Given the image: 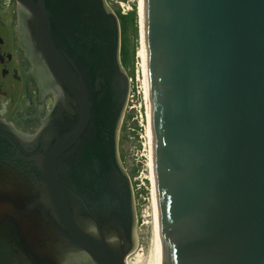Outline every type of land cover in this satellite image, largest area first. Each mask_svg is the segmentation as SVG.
Segmentation results:
<instances>
[{
	"label": "water",
	"instance_id": "obj_1",
	"mask_svg": "<svg viewBox=\"0 0 264 264\" xmlns=\"http://www.w3.org/2000/svg\"><path fill=\"white\" fill-rule=\"evenodd\" d=\"M54 104L35 134L0 118V264H127L117 151L129 91L104 0H19ZM156 264H264V0H142Z\"/></svg>",
	"mask_w": 264,
	"mask_h": 264
},
{
	"label": "rangeland",
	"instance_id": "obj_2",
	"mask_svg": "<svg viewBox=\"0 0 264 264\" xmlns=\"http://www.w3.org/2000/svg\"><path fill=\"white\" fill-rule=\"evenodd\" d=\"M112 10L117 8L129 14L136 8V15L141 16L142 0H107ZM139 17L135 18V24L139 23V41L135 42L136 26L133 22L127 25L126 36L129 47L135 43V56L133 68H123L130 75V96L124 108L118 130V152L122 158V164L132 177L134 185V203L138 226L136 230L137 245L130 253V259L135 255L147 257L152 245L153 230V199L152 186L150 188V145L148 123L146 121V68L144 55V42L141 37L142 23ZM141 24V27H140ZM141 29V31H140ZM146 101V102H145ZM148 119V118H147ZM148 132V134H147ZM152 207V208H151ZM152 213V214H151ZM152 220V221H151ZM152 224V225H151ZM150 254V253H149ZM127 258V262L128 259Z\"/></svg>",
	"mask_w": 264,
	"mask_h": 264
},
{
	"label": "flooded vegetation",
	"instance_id": "obj_3",
	"mask_svg": "<svg viewBox=\"0 0 264 264\" xmlns=\"http://www.w3.org/2000/svg\"><path fill=\"white\" fill-rule=\"evenodd\" d=\"M19 0H0V118L25 134H35L54 104L53 92L45 93L38 111L39 85L30 57L25 55L14 30Z\"/></svg>",
	"mask_w": 264,
	"mask_h": 264
},
{
	"label": "trees",
	"instance_id": "obj_4",
	"mask_svg": "<svg viewBox=\"0 0 264 264\" xmlns=\"http://www.w3.org/2000/svg\"><path fill=\"white\" fill-rule=\"evenodd\" d=\"M116 12L119 17L120 26H121L120 60L125 68L127 69L133 68V58L135 56L136 43L132 47H129L128 37L126 36V30L128 24H130L131 22L135 24V18H137L136 6L134 5L133 10H131L129 14H122L120 13L119 9H117ZM135 29H136L135 42H137V38H138L137 26Z\"/></svg>",
	"mask_w": 264,
	"mask_h": 264
},
{
	"label": "bare ground",
	"instance_id": "obj_5",
	"mask_svg": "<svg viewBox=\"0 0 264 264\" xmlns=\"http://www.w3.org/2000/svg\"><path fill=\"white\" fill-rule=\"evenodd\" d=\"M142 1H141V16L139 17V14L137 13L138 17H139V21H141V23H143L142 18H143V14H142ZM139 24V23H138ZM141 27V24H140ZM139 29V26H138ZM141 31V29H140ZM144 55H145V48H144ZM146 68V67H145ZM146 79V76H145ZM146 96H147V84H146ZM147 100V97H146ZM146 102V101H145ZM146 114H147V118H148V104H146ZM148 131H149V119H148ZM148 134V132H147ZM149 145H150V132H149ZM150 154H151V148H150ZM150 160H151V155H150ZM150 180L153 181V176H152V164H150ZM152 199H153V234H152V245L150 247V254L148 253L147 257L143 258L142 256L135 255L133 257V259L129 257L127 264H156V248H157V223H156V206H155V196H154V186L152 184ZM152 208V207H151ZM151 213V214H152ZM152 221V220H151ZM152 225V224H151ZM127 257V258H128Z\"/></svg>",
	"mask_w": 264,
	"mask_h": 264
}]
</instances>
